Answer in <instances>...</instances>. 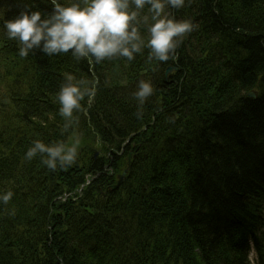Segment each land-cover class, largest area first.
I'll return each mask as SVG.
<instances>
[{"label":"trees","instance_id":"1","mask_svg":"<svg viewBox=\"0 0 264 264\" xmlns=\"http://www.w3.org/2000/svg\"><path fill=\"white\" fill-rule=\"evenodd\" d=\"M25 7L52 11L50 0H0V192L14 193L0 202V264H252L251 243L264 264V0L168 9L193 30L166 62L146 46L131 61L21 57L3 23ZM169 67L179 70L166 80ZM69 75L96 95L66 127ZM141 79L154 86L143 106ZM35 140H79L76 162L28 160Z\"/></svg>","mask_w":264,"mask_h":264},{"label":"clouds","instance_id":"2","mask_svg":"<svg viewBox=\"0 0 264 264\" xmlns=\"http://www.w3.org/2000/svg\"><path fill=\"white\" fill-rule=\"evenodd\" d=\"M50 3V13L25 7L14 18L4 20V33L7 39L17 42L21 57L39 49L49 57L71 52L77 60L86 59L90 64L93 59L100 63L113 57L131 61L146 46L150 59L166 62L175 58L182 38L193 30L190 20L177 19L167 11L182 9L186 0H50ZM141 24L147 25L146 45L139 31ZM65 79L58 101L59 114L67 121V127L74 112L82 110L81 101L85 97L91 106L96 85L82 87L84 82L74 83L70 75ZM153 92L152 82L141 79L132 95L143 106ZM79 143L75 140L70 145H49L35 140L25 156L31 160L40 155L41 162L55 171L76 162ZM13 195L11 190L0 192V202L7 205Z\"/></svg>","mask_w":264,"mask_h":264},{"label":"water","instance_id":"3","mask_svg":"<svg viewBox=\"0 0 264 264\" xmlns=\"http://www.w3.org/2000/svg\"><path fill=\"white\" fill-rule=\"evenodd\" d=\"M174 70H178V68H175V67H169L168 69H167V71H166V80H168V76H169V74H171ZM249 95L250 96H253V97H255L256 96V94L254 93V92H250L249 93ZM96 155H97V153H96ZM130 159H131V156H129V161H130ZM128 169H129V167L121 174V175H119L118 176V181H117V183L115 184V185H112V186H110L108 189H107V191L108 190H116L123 182H124V180H125V178H126V174H127V172H128ZM105 194H107V192L105 193Z\"/></svg>","mask_w":264,"mask_h":264},{"label":"bare ground","instance_id":"4","mask_svg":"<svg viewBox=\"0 0 264 264\" xmlns=\"http://www.w3.org/2000/svg\"><path fill=\"white\" fill-rule=\"evenodd\" d=\"M168 69V68H167ZM167 71V70H166ZM165 76H166V73H165ZM254 251V252H253ZM254 255V257H256V255H255V250L254 249H252V250H249V255Z\"/></svg>","mask_w":264,"mask_h":264},{"label":"rangeland","instance_id":"5","mask_svg":"<svg viewBox=\"0 0 264 264\" xmlns=\"http://www.w3.org/2000/svg\"><path fill=\"white\" fill-rule=\"evenodd\" d=\"M129 140H130V138L127 140V142H128ZM127 142H126V143H127ZM97 155H98V154H97ZM129 156H131V154H130ZM129 156H128V158H129ZM253 252H254V251H253ZM250 258H251V261L253 262V260H254L255 257H254V255L252 254V255H250Z\"/></svg>","mask_w":264,"mask_h":264}]
</instances>
